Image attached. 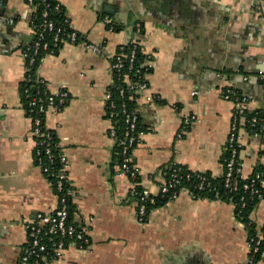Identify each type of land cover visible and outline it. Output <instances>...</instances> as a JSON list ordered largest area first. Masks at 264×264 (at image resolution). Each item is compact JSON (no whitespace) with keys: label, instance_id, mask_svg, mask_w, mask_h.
Listing matches in <instances>:
<instances>
[{"label":"crops","instance_id":"crops-1","mask_svg":"<svg viewBox=\"0 0 264 264\" xmlns=\"http://www.w3.org/2000/svg\"><path fill=\"white\" fill-rule=\"evenodd\" d=\"M58 1L83 39L101 47L94 52L82 43H65L38 68L51 91L65 88L70 94L63 110L47 112L46 126L69 161L73 218L87 225L90 241L84 248L72 243L63 258L41 264H246L249 231L232 203L193 199L181 191L144 222L138 220L133 181L118 170L106 93L113 82L112 57L119 46L137 41L152 67L144 77L147 88L136 92L144 132L133 161L139 184L153 194L174 163L216 177L223 173L234 112L223 92L230 85L262 114L259 136L241 131L240 157L247 175L262 166L264 177V0H165L167 12L150 0ZM4 8L0 264H18L28 241L25 224L55 210L59 196L35 163L31 121L21 103L26 73L21 46L34 37L32 8L26 0H7ZM104 15L123 28L108 29ZM134 24H141V33L133 35ZM185 115L196 120L178 138ZM251 218L258 229L264 226V196Z\"/></svg>","mask_w":264,"mask_h":264},{"label":"built area","instance_id":"built-area-1","mask_svg":"<svg viewBox=\"0 0 264 264\" xmlns=\"http://www.w3.org/2000/svg\"><path fill=\"white\" fill-rule=\"evenodd\" d=\"M33 0H29V4H32ZM4 7L3 0H0V8ZM60 5L57 6L59 9ZM263 7L261 4L256 5V10L261 13ZM44 21L39 26L32 24V29L34 33V45L33 52L30 54L28 51L30 48H27V51L22 50L25 58L29 59V65H33L35 61V55L37 54L40 48L47 49L49 42L46 41V34L50 33L55 29V23L48 18V11H44ZM109 21V16L105 17V22ZM12 22V21H11ZM68 27L71 29V33L68 35V39L64 38V34L61 28H58L52 38V50L55 51L59 49V44L62 43H72L79 44L82 43L85 48L92 50L94 52H100L101 47L97 44L87 42L83 39L82 35L73 28L70 20H67ZM112 30V28H110ZM141 24H136L135 32L141 33ZM82 38V40H80ZM128 44V43H127ZM134 49L130 55V68H133V62L136 56L137 50V41L132 43ZM124 48V45L119 46L116 54L112 57L111 60L115 59V62L111 61V71L120 70L124 67V57L126 54L121 52ZM30 54V56H29ZM149 69L152 67L151 64H145ZM29 70V66L26 63V73ZM25 73V75H26ZM126 81L129 82V77L126 74ZM44 83L46 100L42 97L35 98L32 102V105H38V112L40 116H34L32 114L33 109L31 108L26 112L28 118L31 121V135L35 143V150L37 156H39L38 166H40L43 174L47 178L50 185L55 189L57 195L59 196V205L48 215L39 214L37 218L33 221H29L25 224V231L27 234V244L24 248L22 256L18 264H41L47 263L53 260H59L64 257L65 252L70 244L74 243L82 248L87 247L89 244V229L86 224L79 223L74 218H71L69 199L67 194L72 193L69 188L66 187L67 183L69 184V161L66 156L62 153L58 141L54 140V131L49 129L46 126V117L49 110H54V112H59L63 110L70 99L69 91L65 88L58 91H51L49 84L45 79L41 77L40 79ZM112 85V84H111ZM148 83L145 79L137 82L134 86H131L135 92L139 90L146 89ZM227 91L223 92V96L227 100H231L234 104V112L231 123V130L227 140L226 148L231 152V158L227 162V177L225 181V186L230 190H236L238 188L239 180L233 179V174L236 171V174L240 176L241 179H250V183L244 184V189H251V195L262 199L264 193L261 191L263 188V178L259 171H254L252 174L247 175L244 171V163L240 158V153L242 150L241 143V131L246 130L252 136H259L261 133V124L258 116V112H255L251 117L247 118L245 114L252 110L250 108L249 99L245 96H239L238 90L234 86H227ZM194 94H198V91H195ZM111 98L109 88L106 93V101ZM138 111L127 112L124 109L126 114V123L127 130L125 138L120 141L121 145V156L122 163L119 165V172L126 174L133 181V187L131 189V195L136 198L138 206V220L144 222L151 211L156 208H153L149 211L148 206L156 203L154 194L147 188L143 187L138 189L140 177V169L133 161V151L139 143L141 132H138V122L139 115ZM113 116V112L110 114V118ZM196 120V116L185 115L183 117V123L180 131L177 134L178 138H183L187 130V127ZM247 123L249 126L248 129L244 127ZM111 133L115 136L116 132L114 127H112ZM55 149H60L59 154L57 155L60 162V168L56 169L54 165L56 161ZM44 152L46 154V161L42 160L41 154ZM174 168L170 172H165V181L161 184L160 191L158 194L164 196L165 194H170L172 196H177V189L181 188V181L185 176L183 169L174 163ZM197 172L198 177L200 178L199 187L203 188L207 183L205 176L201 175L204 172ZM190 174H186V177H190ZM51 178V179H50ZM53 179V181H52ZM68 190V191H67ZM187 191L188 194L193 198L197 199L198 196L194 193L193 190L183 189ZM156 194V195H158ZM234 205V204H233ZM235 206V205H234ZM262 238H251L249 239L250 253L247 258L246 264H258L259 262L264 261V248L261 247ZM259 256L260 259L256 260V257Z\"/></svg>","mask_w":264,"mask_h":264},{"label":"trees","instance_id":"trees-1","mask_svg":"<svg viewBox=\"0 0 264 264\" xmlns=\"http://www.w3.org/2000/svg\"><path fill=\"white\" fill-rule=\"evenodd\" d=\"M7 0H3L4 4H6ZM29 2V0H26ZM60 5L59 9H57V6ZM32 8L31 12V23L34 25L39 26L41 23H43L45 17H44V11H48V18L52 20L55 23V29L51 31L50 33L46 34V41L49 42V46L47 49L40 48L35 55V61L33 65H29V59L26 58V63L29 66V70L25 75V78L20 83V94H21V103L25 111H29L31 108L33 109L32 114L34 116H40V113L38 112V105H32V102L35 98L42 97L44 100H46V94L44 86V83L40 80L41 77L38 74V68L43 60V58L48 54H57L64 43L59 44V49L53 51L52 50V38L54 32L61 28L64 34V38L68 39V35L71 33V29L68 27V17L66 16L64 6L58 1V0H33L32 4H30ZM109 16V21L106 22L107 28H112L114 31H119L123 28V25L116 21L113 16ZM105 15L102 19L105 20ZM36 38V36L34 37ZM82 40V38H80ZM33 40H31L28 43L22 44L21 48L22 50H26L27 48H30L28 51L30 54L33 52ZM137 50H136V56L135 60L133 62V68H130L131 62H130V55L132 50L134 49V45L132 43L125 44L124 48L121 50L126 56L124 57V67L120 70H113V82L112 85L109 86V91L111 94V98L107 100V110H108V116H110L111 112H113V116H111V120L113 122V126L116 132V138L118 140V143L115 146V158L118 163H122V156H121V145L120 141L125 138L126 130H127V123H126V114L124 113V109L127 112L137 111L138 109V103H137V94L134 89L131 88V86H134L137 82L144 79L146 73L148 71H151V69H148L145 64L148 60V56L143 52V49L140 44H137ZM29 54V56H30ZM112 62H115V59L111 60ZM128 75L129 82L126 81L125 75ZM227 87L224 88V92L227 91ZM238 90V89H237ZM239 96H245L241 90H238ZM246 97V96H245ZM255 112H258V116L260 119H262V114L258 110H250L248 111L245 116L247 118L251 117ZM138 113V112H137ZM139 115V114H138ZM246 129H248L247 123L244 125ZM138 132L143 133L144 129L140 125V118L138 122L137 127ZM54 140L57 141L56 133L54 132ZM60 149H55V157L56 161L54 165L56 166V169L60 168V162L58 160L57 155L59 154ZM35 163L38 164L39 156L34 153ZM231 152L229 149H225V152L221 158V162L223 163V173L220 176H213L210 172H204L201 175L205 176L207 179V183L203 188L199 187L200 178L197 175V172L192 171L188 169L187 167L179 164L183 169V172L185 173L184 178L181 181V188L177 189V195L180 194L183 189H190L193 190L194 193L199 198H208L211 200H221L224 202L232 203L234 204V210H235V216L238 220L243 222L246 226V228L249 231V239L255 238L258 239L259 237L262 238L261 240V247L264 248V226L261 228H257V225L253 222L251 215L257 204L260 202V199H258L255 196L251 195V189H244V184L250 183V179H241L240 176L236 174V171L233 174V179L239 180L238 188L236 190H230L225 186V181L227 177V162L231 158ZM43 161H46V154L42 152L41 156ZM241 158V157H240ZM174 168V165L169 167L166 172H170ZM255 171H259L263 177V170L262 166H258ZM186 174H190L191 176L188 178L186 177ZM51 179V178H50ZM140 180V177L138 178ZM53 181V179H52ZM67 188L70 189V185L67 183ZM138 189H142V186H138ZM68 191V190H67ZM264 193V187L261 190ZM71 193L67 194V197L69 199V207H70V214L71 218H73V206L71 202ZM155 204H151L148 206L149 211L153 208H158L163 205H165L167 202L172 200L174 196H172V192L170 194H165L164 196L158 194L155 195ZM260 259L259 256L256 257L255 261H258Z\"/></svg>","mask_w":264,"mask_h":264},{"label":"water","instance_id":"water-1","mask_svg":"<svg viewBox=\"0 0 264 264\" xmlns=\"http://www.w3.org/2000/svg\"><path fill=\"white\" fill-rule=\"evenodd\" d=\"M164 1L165 0H150V2L149 3H154L155 5H157V8H159V9H161L163 12H167L168 10H169V6L168 5H166L165 3H164ZM169 1L170 0H166V2H168L169 3ZM5 14V8L4 7H2V8H0V16H3ZM254 15L255 16H257V12H254ZM135 27H136V25L134 24V25H132V27H131V29H132V33H133V35H135Z\"/></svg>","mask_w":264,"mask_h":264}]
</instances>
